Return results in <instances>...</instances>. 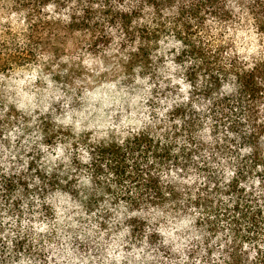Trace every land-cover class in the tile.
<instances>
[{
    "label": "trees",
    "instance_id": "trees-1",
    "mask_svg": "<svg viewBox=\"0 0 264 264\" xmlns=\"http://www.w3.org/2000/svg\"><path fill=\"white\" fill-rule=\"evenodd\" d=\"M14 10L0 34V264H264V0ZM238 20L254 54L228 35ZM40 55L109 70L90 84L81 62ZM19 70L39 88L5 87Z\"/></svg>",
    "mask_w": 264,
    "mask_h": 264
},
{
    "label": "rangeland",
    "instance_id": "rangeland-1",
    "mask_svg": "<svg viewBox=\"0 0 264 264\" xmlns=\"http://www.w3.org/2000/svg\"><path fill=\"white\" fill-rule=\"evenodd\" d=\"M21 16L15 13L14 0H0V34L5 32L8 27L11 29L17 27L20 24ZM228 35L234 40L239 52L243 54H254L259 45V38L251 27L250 21L238 20L230 28ZM67 48H72V43H68ZM39 65L42 67L52 63L53 66H57L58 63H71L74 61L81 62L86 68V71L90 73L89 77H86V81L93 84L95 76L101 73L107 72L109 67L103 64L100 60L87 55H80L75 57L64 56L60 59L52 60L49 56L40 55ZM40 66V67H41ZM41 67V68H42ZM35 73L30 71L19 70L13 75V81L5 84L7 88H15L17 90L28 89V91H35L39 88V83L35 80Z\"/></svg>",
    "mask_w": 264,
    "mask_h": 264
}]
</instances>
